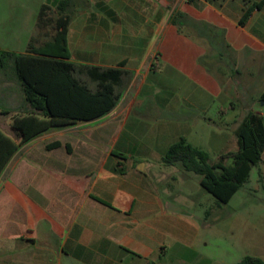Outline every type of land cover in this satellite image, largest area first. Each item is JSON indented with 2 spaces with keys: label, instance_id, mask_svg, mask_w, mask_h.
<instances>
[{
  "label": "crops",
  "instance_id": "1",
  "mask_svg": "<svg viewBox=\"0 0 264 264\" xmlns=\"http://www.w3.org/2000/svg\"><path fill=\"white\" fill-rule=\"evenodd\" d=\"M59 1L30 12L29 42L40 32L42 6L55 10ZM263 1L75 0L72 60L125 70L121 97L105 116L52 128L8 160L0 175V264H201L203 223L181 189L190 176L163 157L181 138L195 146L191 138L203 131L218 154L236 152L237 137L228 139V124L211 112L240 109L233 132L250 111L264 115ZM14 16L6 13L4 23ZM2 73L0 131L19 143L13 118L33 110L20 83L15 93ZM53 142L60 146L48 149ZM255 167L264 179V153Z\"/></svg>",
  "mask_w": 264,
  "mask_h": 264
},
{
  "label": "trees",
  "instance_id": "2",
  "mask_svg": "<svg viewBox=\"0 0 264 264\" xmlns=\"http://www.w3.org/2000/svg\"><path fill=\"white\" fill-rule=\"evenodd\" d=\"M261 3L245 10L242 25ZM74 7L75 0H60L56 16L52 17L48 14L51 8L43 5L37 19L40 32L31 38L26 52H2L13 61L17 80L33 112L13 118L12 129L19 143L0 131V175L20 145L52 128L97 120L111 112L121 97L125 70L72 60L68 31ZM182 17V13L175 14L172 22L178 25ZM261 101L264 102V91ZM235 135L238 150L221 154L215 162L207 151L181 138L168 149L163 163L199 175L201 188L215 197L219 205L228 204L262 160L264 115L247 113L237 125ZM59 146V142H53L47 148ZM237 264H264V260L246 256Z\"/></svg>",
  "mask_w": 264,
  "mask_h": 264
},
{
  "label": "rangeland",
  "instance_id": "3",
  "mask_svg": "<svg viewBox=\"0 0 264 264\" xmlns=\"http://www.w3.org/2000/svg\"><path fill=\"white\" fill-rule=\"evenodd\" d=\"M10 1L24 2L26 7L7 10L2 7L5 0H0V71L15 87V93H18L13 61L2 52L26 50L36 21L34 18L29 22V14L33 10L39 11L41 3L47 0ZM9 11L11 14L14 12L15 16L10 19V23L5 24ZM55 11L52 9L48 14L55 17ZM253 108L259 112L263 107L258 104ZM240 113V109L233 111L229 108L228 115L213 111L210 117L217 124H228V139H235L232 124ZM191 142L207 151L212 162L220 157L205 131L202 136L192 137ZM186 173L190 179L186 181L185 187L181 186V189L185 188L191 194L186 198V208L203 223L197 246L202 256L201 264H237L246 256L264 260V179L261 178L259 167H253L250 180L224 205H219L215 197L201 188L199 175Z\"/></svg>",
  "mask_w": 264,
  "mask_h": 264
},
{
  "label": "water",
  "instance_id": "4",
  "mask_svg": "<svg viewBox=\"0 0 264 264\" xmlns=\"http://www.w3.org/2000/svg\"><path fill=\"white\" fill-rule=\"evenodd\" d=\"M263 103V106H264V102H262Z\"/></svg>",
  "mask_w": 264,
  "mask_h": 264
}]
</instances>
